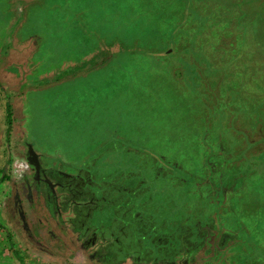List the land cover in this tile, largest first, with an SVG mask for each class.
Listing matches in <instances>:
<instances>
[{
	"label": "rangeland",
	"instance_id": "1",
	"mask_svg": "<svg viewBox=\"0 0 264 264\" xmlns=\"http://www.w3.org/2000/svg\"><path fill=\"white\" fill-rule=\"evenodd\" d=\"M19 49V94L0 89V222L27 264H264V0H0V69ZM165 51L181 64L167 78ZM157 82L173 101L147 92ZM137 99L160 108L157 122L131 119ZM206 105L225 106L233 132L205 139ZM112 135L95 160L112 163L78 181L83 194L58 200L60 179L45 196L39 167L50 176ZM111 171L138 187H113ZM4 248L0 264H15Z\"/></svg>",
	"mask_w": 264,
	"mask_h": 264
},
{
	"label": "trees",
	"instance_id": "2",
	"mask_svg": "<svg viewBox=\"0 0 264 264\" xmlns=\"http://www.w3.org/2000/svg\"><path fill=\"white\" fill-rule=\"evenodd\" d=\"M116 3H118V2H116ZM164 48H165L164 46H161V49L159 50V52L164 51ZM159 57H161L163 62L160 66H158L156 68L158 69L159 73H162L163 77L167 78L169 76V74L174 75V73L178 72L179 69L181 68V64L177 62V60L175 59V55L173 56V54H169V53H167V51H165L163 56H159ZM187 67H188V69L183 68L179 72V77H178L180 79L181 83H183L184 86H186V87H187V84L190 82L187 79H185V77L189 76V75H193V71H191L189 69V65H187ZM156 73L158 74V72H156ZM155 77H157V75ZM159 79L160 78H154V80H159ZM193 84L194 83H192V85ZM158 89H163L166 93H168L167 91L169 89L168 94L171 95L170 99H171V101L174 100L173 99L174 95L172 92L173 88L172 87L170 88V83L165 82L163 84H158V82H157L154 85H150L147 92H149V90H155L156 91ZM217 90H219V89H217ZM221 92H223V91H221V90L218 91V98L223 97V93L221 94ZM137 101H138V105L136 104V101L135 102L133 101L132 108H131V115H132L131 119L133 118V116L137 119V117L140 116V114H142V115L145 114L148 117V119L150 120V122H152V123L157 122V112L160 111V108L157 106H152L146 102H142L139 99H137ZM211 107H212L211 105L209 107L207 105L204 107L206 119H205V117H204V119L203 118L201 119L202 120V128H204V129H202L203 130L202 135L204 136L205 139H207V135L211 139L212 133L215 132V130H217L219 128L220 129V136L222 135L221 137H224L223 136V132H224L223 130H225V128H224V122L225 121H224L223 113L225 111V106L216 107L215 110H214V108H211ZM4 109H5L6 119L8 122L7 123L8 124V130L7 131L9 132V126L12 124V121H13L11 104L6 101ZM173 128H175V127H173ZM173 128H172V126L168 127V129H173ZM113 139H117V138H115V135H112L108 141L110 142ZM109 142H107V145L105 146V148L108 150L113 149L111 147L113 144H111V143L109 144ZM140 147L141 146L134 144V146L131 148L135 149V148H140ZM240 151H243V149H241ZM123 153H127V151L125 150V151H123ZM240 173H241V170H238V169L236 170L235 168H231L229 171V177L232 175L230 178L236 177L237 180H239L238 177H241ZM227 181H229V180H227ZM241 181L242 180L239 181V184L241 183ZM0 231H2L4 233L5 238H6V241L0 245V256H1L2 250L4 249V245L8 244V246L11 249V252L15 258V259L13 258L14 263L27 264V261H26L27 258L25 257V255H23L19 251L18 248H15L14 239H13L14 236L11 235L10 231H8V228H6L4 225H2L1 222H0Z\"/></svg>",
	"mask_w": 264,
	"mask_h": 264
},
{
	"label": "flooded vegetation",
	"instance_id": "3",
	"mask_svg": "<svg viewBox=\"0 0 264 264\" xmlns=\"http://www.w3.org/2000/svg\"><path fill=\"white\" fill-rule=\"evenodd\" d=\"M97 156L98 155L90 156L82 164H80L79 166L77 165V167L75 168L76 170H74V172H73L74 174L67 173L66 171L60 170L59 167H56L55 169H53L54 168L53 167L52 170H50V172H49L50 176H47L46 175V172L44 171V169L41 168L40 175L38 177L39 178L38 179L39 180L38 182H39L40 187L43 188V190L45 192V196L48 193L46 191V188L49 187V186L51 187V186H54V185L55 186L59 185L60 184V179H62L63 181H66L67 183L64 184V188H65L64 190H66V192L65 191H57L56 192V198L58 200H61L62 201L63 200L62 196L64 194H66L65 197H64V198H66L67 195L69 196V193L71 194V190H74V189H75V192H78L80 194H83V192L81 190V186H83L84 183L82 184V183H79L78 181H81L82 180V182H84V179H85L88 185L92 184L91 182H88L89 179H91V178L94 177V175H93L94 172L92 171V169H96V168H100L99 170L106 169L107 168V165L112 163V161H110L109 163L108 162L106 163V161L108 160V158L105 157L100 162V164H102V165L96 167V161L95 160H96ZM105 174H106V172H105ZM120 174L122 175L123 173H120ZM110 175H111V177L109 179L108 178H105V176L103 177V179H105L106 181H110V182L113 181L114 185L111 184L113 187L124 188L126 191H128L130 189V191H128L129 193L130 192L132 193V191L135 188L138 187V186H136V187H133V188H127L124 185V183H122V181L117 182V179L115 177V173L114 172L111 171ZM134 177L135 176H133L132 178H134ZM85 193H87V192H85ZM114 195H115V192H114ZM135 196H137V195L135 194ZM141 206H143V205H141ZM49 209H50V212L60 211L59 205H53V206L49 207ZM134 211H140V212H138L136 214V218L143 220L144 224H143L142 227L149 226L150 225V223L147 225V222L148 221H147V219L145 217V214H144V212H145L144 206L142 207V211L139 210L138 208L136 210H134ZM129 212H131V211H129ZM137 224H139V223L137 222ZM94 239H97V237H95ZM157 239H154V241L157 242L158 241ZM87 240H89V238ZM177 244H179V243H177ZM177 244H175L173 242V246H175ZM166 245H169V240H168V243H166ZM157 247L160 248V246H157ZM172 248H174V247H172ZM175 248H177V246H175ZM90 258L95 259V258H93L91 256H90ZM102 258L104 260H108V258L106 256H104Z\"/></svg>",
	"mask_w": 264,
	"mask_h": 264
},
{
	"label": "crops",
	"instance_id": "4",
	"mask_svg": "<svg viewBox=\"0 0 264 264\" xmlns=\"http://www.w3.org/2000/svg\"><path fill=\"white\" fill-rule=\"evenodd\" d=\"M10 2H11V4L13 3V0H9ZM23 1H26V0H22V2ZM5 51H7V53H10V52H12L11 50H9V48L7 49V50H5ZM14 52V51H13ZM16 53V56H15V58H14V60L12 61V62H9V63H6L5 64V66H3L4 68L3 69H0V89L1 90H8V92H13L15 95H17V94H19V90H20V85H21V79L20 78H18V74H16V73H12V71L13 70H10L11 69V67L12 66H20V64H21V62L22 63H24V61H21L20 62V60H19V58H17V56H19V53H20V49H19V51H18V53L17 52H15ZM2 56V59H3V57H4V55H1ZM7 57V56H6ZM4 58V59H7V58ZM2 59H0L1 61H0V65H2L1 63L4 61V60H2ZM17 72V71H16ZM15 98V97H14ZM11 102V101H10ZM11 104H12V102H11ZM12 107V112H13V109H14V106L12 105L11 106ZM234 107H240V105H239V103H237L236 104V106H234ZM226 108V107H225ZM228 108V107H227ZM229 109V108H228ZM227 109H225V111H226ZM224 111V112H225ZM229 121L228 119H225L224 118V121ZM24 121V120H23ZM24 123H25V121H24ZM25 125V124H24ZM230 124H229V122L227 123V127L225 128V130H224V133H226V130L227 129H229L231 132H233L232 131V129H230L228 126H229ZM239 128V127H238ZM237 128V129H238ZM118 134H117V132H116V136H117ZM116 136H115V138H116ZM232 136H234V135H232ZM238 137V136H237ZM109 139L107 138V137H104V139H103V141H101L102 142V144L101 145H96V146H93L92 147V149L86 154V155H81V157L78 159V160H76V161H74V163H72V165L70 164V165H66V163H62L61 165H60V167H62V168H65V169H61L60 168V170H63V171H66L67 173H72V174H74L73 172H74V170H76L75 168L77 167V165L79 166L80 164H82L84 161H86L90 156H93L94 154H97V155H99L100 153H102V152H104L103 150H102V148L104 147V146H106V143L107 142H109L108 141ZM117 139H113L112 141H111V143L112 144H115V141H116ZM223 140H224V138H223ZM237 138L236 137H233V139H230V141H231V145H233V146H235V147H238V146H240L241 144H238V142H237ZM117 144H119V143H117ZM102 147V148H101ZM124 148H126V147H124ZM114 149H115V147H114ZM233 158H234V155H231L230 153H229V151L227 152V156H224L223 158H222V162H225V163H228V164H230V162L232 163L233 162ZM53 162V161H52ZM64 164V165H63ZM57 167H59V166H57ZM40 168V170H41V167H39ZM53 167H51V169H52ZM56 167H54L53 169H55ZM39 170V171H40ZM37 171H38V169H37ZM229 171H230V168L229 169H226V181L227 180H229V179H231L230 177L232 176H230L229 177ZM40 175V174H39ZM165 174H156L155 173V176H164ZM238 178H240V177H238ZM7 253H8V249L7 248H4V250H3V252H2V254L1 255H7ZM16 264V263H15Z\"/></svg>",
	"mask_w": 264,
	"mask_h": 264
}]
</instances>
